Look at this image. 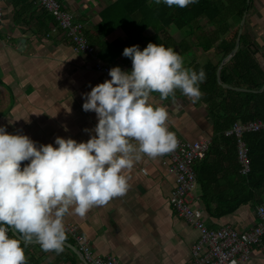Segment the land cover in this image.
Returning a JSON list of instances; mask_svg holds the SVG:
<instances>
[{"label": "crops", "instance_id": "crops-1", "mask_svg": "<svg viewBox=\"0 0 264 264\" xmlns=\"http://www.w3.org/2000/svg\"><path fill=\"white\" fill-rule=\"evenodd\" d=\"M58 1L63 9L71 11L85 24L89 37L98 43L93 46L97 56L99 42L115 44L116 40L126 38L121 29L111 32L103 40L98 38L101 12L113 0ZM252 1L243 34L248 41L259 44L255 56L264 69L261 60L264 58V0ZM27 5H32L33 14ZM4 8V18L0 23V126H4L8 133L29 136L37 145L54 143L57 136L86 142L90 138L86 129H93L97 119L94 112L82 110V94L110 78L87 69L89 56L76 53L63 31H50L54 19L47 26L44 21H37L42 8L36 0H25V4H20L19 0H6ZM228 22L231 28L234 18L230 17ZM193 24L191 36H188L189 28L178 29L171 25L159 34V38L167 37L173 42L172 48L181 55L186 68H192L193 62L204 65L213 61L215 64L220 59L221 49L214 45L204 51L196 39L200 35H212L216 27L206 16L199 17ZM153 33L148 29L145 35L151 37ZM111 66L130 71L131 59L122 55L117 64ZM200 92L201 96L195 102L179 90L174 97L163 100L158 92H153L149 103L167 110L166 125L179 139H210L212 146L213 119L202 100L204 93ZM206 156L210 164H218L224 170L231 165L222 154L211 152ZM226 157L232 158L230 155ZM26 163L22 162V166ZM125 175L129 187L123 196L115 197L105 205L93 206L83 217L70 209L64 217L65 225L78 226L97 256L113 255L120 264H191L192 247L199 233L178 216L170 204L175 182L161 157L142 155L139 161H134L131 169L125 171ZM195 192L211 229L230 225L245 231L258 223L257 207L250 204L220 218L211 216L201 200L202 188L198 182ZM66 238L73 240L69 235ZM29 251L25 256L26 264H69L66 260L73 258V253L65 247L57 254L55 251H43L39 244H29ZM77 264L82 262L78 259ZM243 264H264V252L258 246L254 247L250 260Z\"/></svg>", "mask_w": 264, "mask_h": 264}, {"label": "clouds", "instance_id": "clouds-1", "mask_svg": "<svg viewBox=\"0 0 264 264\" xmlns=\"http://www.w3.org/2000/svg\"><path fill=\"white\" fill-rule=\"evenodd\" d=\"M196 2L149 0L169 8ZM122 55L131 59L130 71L114 66L110 79L82 94V110L94 112L97 119L93 129H86V142L57 136L54 143L37 145L0 126V264H26L24 247L30 243L59 254L70 209L83 217L93 206L123 196L129 187L125 171L134 161L176 147L175 134L166 125L167 110L149 103L150 94L158 92L163 100L179 90L195 102L206 78L203 68L184 67L172 47L152 42L142 50L125 47Z\"/></svg>", "mask_w": 264, "mask_h": 264}, {"label": "trees", "instance_id": "trees-1", "mask_svg": "<svg viewBox=\"0 0 264 264\" xmlns=\"http://www.w3.org/2000/svg\"><path fill=\"white\" fill-rule=\"evenodd\" d=\"M252 2V0L249 2L197 0L196 3L184 8L176 6L169 8L163 3L150 4L149 0H113L102 10V19L97 28L100 40L117 29H121L125 34L126 38L116 40L115 44L99 42L98 58L105 65L111 66L117 64L125 47L139 45L142 50L149 42L173 47V42L167 37L163 40L159 38V34L164 33L171 25L178 29L189 28L188 36H191L193 23L199 17L206 16L216 27L212 35H200L196 40L204 51L217 45L218 49H221L219 61L215 64L209 61L204 65L193 62L191 65V69L196 71L203 68L206 76L199 87L204 93L202 100L207 104L214 124L213 143L212 146L210 144L206 155L211 152L219 153L223 155L224 160L231 162L230 167L224 170L218 164H210L205 156L195 165L197 182L202 188L201 200L207 212L216 218L232 214L242 205L258 207L264 202V132H245L242 136L248 147L250 162V171L247 174L241 172L237 138L225 135V131L237 121L242 123L264 121V91L259 92L264 86V69L255 56L260 48L259 44L248 41L243 34L239 50L221 69L223 83L245 90L224 88L217 80L219 64L234 49L240 22L244 16L247 17ZM19 3L25 4V0H19ZM32 8V5H27V9L32 11L31 14L34 13ZM41 11L42 15L37 21H44L47 26L54 17L45 9ZM230 17L234 18L235 22L231 28L228 22ZM148 29L154 32L151 37L145 35ZM87 32L88 30L85 32L86 36ZM91 37L87 36L90 44L92 46L98 44ZM228 155L232 158H227ZM220 172H223L221 176ZM65 240L74 244L71 239ZM29 252L28 244L24 247L25 256ZM72 256L73 258L66 261H69V264H77V256L74 254Z\"/></svg>", "mask_w": 264, "mask_h": 264}, {"label": "built area", "instance_id": "built-area-1", "mask_svg": "<svg viewBox=\"0 0 264 264\" xmlns=\"http://www.w3.org/2000/svg\"><path fill=\"white\" fill-rule=\"evenodd\" d=\"M37 2L42 9L52 14L57 26L67 32L76 52L96 57L97 51L90 44L85 33V24L82 21L77 19L71 11L63 9L58 0H37ZM3 3L4 0H0V23L4 18ZM112 67L114 66L100 62L86 64L87 69L106 76ZM168 130L171 131L169 128ZM259 131H264V121L235 122L225 132L226 135L237 138L243 174L249 173L250 162L248 147L242 136L245 132ZM175 138L176 147L160 157L174 177L175 185L169 198L170 204L178 216L185 219L199 233L192 247L191 264H243L250 260L254 247L258 246L264 252V202L257 207L258 223L252 228L241 231L225 225L219 229H211L206 222L204 211L199 205V197L195 192L197 186L195 165L206 156L211 141L210 139L182 140L176 134ZM65 228L66 235L73 239L74 245L88 264H120V261L113 255L97 256L92 250L90 241L80 232L78 226L66 224Z\"/></svg>", "mask_w": 264, "mask_h": 264}, {"label": "water", "instance_id": "water-1", "mask_svg": "<svg viewBox=\"0 0 264 264\" xmlns=\"http://www.w3.org/2000/svg\"><path fill=\"white\" fill-rule=\"evenodd\" d=\"M247 1L249 2L250 0H247ZM245 19H246V16H244L242 18L241 22H240L238 35H237V38H236V44H235L234 49L232 50V52L226 58L223 59V61L220 63V65H219V67L217 69V80H218V83L220 85H222L224 88H227V89L245 90V89H242V88H236V87L230 86V85L225 84V83H223L221 81V69H222V67L224 66V64H226L228 61L231 60V58L237 53V51L240 48L241 36L243 34V27H244ZM262 91H264V86L259 90V92H262ZM30 244L37 245L38 243H30ZM63 247L69 249L74 255H76L77 258L82 262V264H88L86 259L83 257L82 253L77 249V247L74 244H72V243L68 242L67 240H65L63 242Z\"/></svg>", "mask_w": 264, "mask_h": 264}, {"label": "rangeland", "instance_id": "rangeland-1", "mask_svg": "<svg viewBox=\"0 0 264 264\" xmlns=\"http://www.w3.org/2000/svg\"><path fill=\"white\" fill-rule=\"evenodd\" d=\"M55 28V29H54ZM58 30H61V31H63V33H64V35L70 40V42H71V45H72V48H73V50H74V44L72 43V40H71V38L68 36V34H67V32L65 31V30H63V29H60V27H58L57 26V22H55L54 23V25H52L51 27H50V31L51 32H56V31H58ZM247 31H248V27H247ZM113 42V41H112ZM262 43H263V41H261ZM109 43H111V42H109ZM75 51V50H74ZM76 52V51H75ZM76 53H81V52H76ZM84 54H86V53H84ZM86 55H88L89 56V59H88V62H87V64L88 63H91V62H100V63H103L98 57H97V55H96V57L94 56V55H89V54H86ZM261 60H263V67H264V58L262 59L261 58ZM99 73V72H98ZM78 262V261H77Z\"/></svg>", "mask_w": 264, "mask_h": 264}]
</instances>
